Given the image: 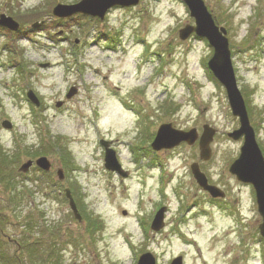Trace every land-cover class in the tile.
Listing matches in <instances>:
<instances>
[{
	"label": "rangeland",
	"instance_id": "obj_1",
	"mask_svg": "<svg viewBox=\"0 0 264 264\" xmlns=\"http://www.w3.org/2000/svg\"><path fill=\"white\" fill-rule=\"evenodd\" d=\"M80 1L0 0V16L20 26L0 27V150L9 155L13 180L10 186L0 178V252L9 264H138L145 250L154 251L158 264L177 256L183 264H264L255 193L229 172L243 139L228 133L240 124L225 88L208 77L213 49L205 39L179 38L194 25L187 6L139 0L114 7L103 20L52 13L58 4ZM203 1L227 31L237 84L264 153V0ZM165 123L200 133L204 125L217 129L209 161L200 160L198 145L154 152ZM103 141L112 143L128 178L106 169ZM41 154L52 170L33 166L20 176L19 168ZM195 162L226 191V203L213 204L200 189ZM65 189L73 192L81 222ZM162 206L168 207L165 229L153 238L149 226ZM31 244L40 256L33 262ZM54 244L57 254L50 255Z\"/></svg>",
	"mask_w": 264,
	"mask_h": 264
},
{
	"label": "water",
	"instance_id": "obj_2",
	"mask_svg": "<svg viewBox=\"0 0 264 264\" xmlns=\"http://www.w3.org/2000/svg\"><path fill=\"white\" fill-rule=\"evenodd\" d=\"M138 2L139 0H82L80 3L72 6L59 5L55 8L54 14L60 18H66L82 13L104 19L105 14L112 7L117 5L126 7L135 5ZM184 2L189 7L191 16L196 20V26L185 27L180 31V38L186 40L191 34L195 33L197 36L207 39L210 45L214 48V56L209 62V68L227 90L233 115L240 120V129L230 134V137L234 140H239L241 137H245L240 157L231 165L230 173L235 175L242 183L251 184L254 187L257 196L258 210L263 218V223L260 225V229L264 236V158L256 142L255 132L250 124L243 96L237 86L228 41L223 36L226 34V31L224 29H219L216 26L212 15L208 12L207 7L202 0H184ZM0 24L4 26L6 25L13 30H18V24L12 22L11 18L2 16ZM29 97L33 102L39 104V101L33 92L29 93ZM58 106H61V104H58ZM4 124L6 128H11L9 122ZM215 133V130L205 126L204 133L201 138H199L196 129L185 132L174 129L171 124H165L159 128L152 147L155 151L173 149L179 146L182 142L194 145L199 140L201 159L209 161L211 158L210 144L213 141ZM104 145L106 146L107 144ZM105 163L107 169L126 176V174L121 171L115 153L109 149L106 150ZM37 164L45 171L50 169V164L46 159L38 160ZM30 166L31 163H28L21 170L26 172ZM192 172L199 186L204 191L208 192L212 198L216 199L225 197V193L221 189L208 183L207 177L201 172L198 164L192 166ZM59 175L60 179H63V173L61 171L59 172ZM67 197L76 218L80 220L76 204L70 191H67ZM165 213L166 208H162L158 211L152 224V229L154 231H160L164 227ZM139 264H156V262L151 254H145L140 258ZM173 264H181V261L175 260Z\"/></svg>",
	"mask_w": 264,
	"mask_h": 264
},
{
	"label": "trees",
	"instance_id": "obj_3",
	"mask_svg": "<svg viewBox=\"0 0 264 264\" xmlns=\"http://www.w3.org/2000/svg\"><path fill=\"white\" fill-rule=\"evenodd\" d=\"M210 74V77L211 78H213V76L211 75V73H209ZM58 143V142H57ZM54 147H55V145H54ZM56 148V147H55ZM1 149V148H0ZM59 152H60V154H61V152H63V148H60V150H59ZM5 153V152H4ZM4 153H2L1 152V150H0V178H2V180L7 184V185H10V183H13V180H10L9 178H8V175H10V173L12 172V170H11V168L9 167V163H8V161H7V157H9V155H7V154H4ZM17 156H15V158H17V157H19V152H17V153H15ZM7 157H6V156ZM62 156V158H63V156H65L64 154H62L61 155ZM64 159V158H63ZM64 163L66 164V165H69L70 164V161H67V158L65 159V161H64ZM11 171V172H10ZM11 186V185H10ZM17 190H19V192L22 194V193H24V190H22V188H18L17 187ZM21 194H19V195H21ZM14 195H15V192H14ZM14 195L11 197V202L13 203V201H16L15 199V197H14ZM23 197V195H21V198ZM2 217V215L0 214V220L2 219L1 218ZM28 226H31V223H27V227ZM0 245H1V243H0ZM35 253H36V249H33V252L32 251H29V254H30V259H31V262H33V258L34 257H36L35 256ZM11 261H12V259L11 258H8L7 256H6V253L4 252V253H1L0 252V264H9V263H11Z\"/></svg>",
	"mask_w": 264,
	"mask_h": 264
}]
</instances>
